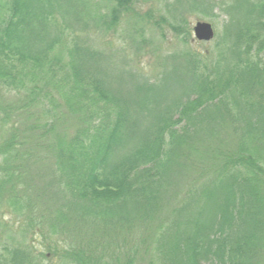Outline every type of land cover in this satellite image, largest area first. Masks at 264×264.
I'll return each instance as SVG.
<instances>
[{
    "label": "trees",
    "instance_id": "trees-1",
    "mask_svg": "<svg viewBox=\"0 0 264 264\" xmlns=\"http://www.w3.org/2000/svg\"><path fill=\"white\" fill-rule=\"evenodd\" d=\"M113 1L121 9L130 3ZM191 1L189 8L213 13L221 5L228 15L223 50L210 62L191 50L181 54L185 79L166 76L180 88L171 104L161 106L159 85L140 84L138 116L97 76L85 81L72 67L58 78L57 0H0V87L32 84L26 106L0 108V211L23 216L0 220L4 233L20 236L0 238V264H42L47 256L35 251L30 236L35 228L42 234L46 220L58 238L70 236L62 248L44 243L58 264H135L130 257L112 263L95 246L114 229L126 236L141 229L137 264H264V0ZM175 30L186 39L182 26ZM42 84L65 89L60 96L69 117L82 126L67 138L56 134L47 146L53 169L43 174L56 173L46 182L55 192L53 202L43 198L47 206L37 222L24 206L29 200L1 191L10 158L23 152L19 125L11 123L37 117L29 107L38 97L53 101ZM22 125L37 134L35 124ZM56 125L42 124L40 133L54 134ZM203 138L213 141L200 151ZM194 155L200 164L187 165ZM168 203L177 204L167 209Z\"/></svg>",
    "mask_w": 264,
    "mask_h": 264
},
{
    "label": "rangeland",
    "instance_id": "rangeland-1",
    "mask_svg": "<svg viewBox=\"0 0 264 264\" xmlns=\"http://www.w3.org/2000/svg\"><path fill=\"white\" fill-rule=\"evenodd\" d=\"M199 1L202 0H196V2ZM206 1L208 0H203V2ZM220 1L214 0L215 3ZM226 1L229 3L231 0ZM57 2L58 11L62 8V12L58 13V16L55 15V19L62 32L61 45L63 43V46H58L57 52H55L56 56L58 52L61 54L60 63L57 62L56 75L58 78L60 75L63 76V72L71 74L72 67L78 70L85 81H89L91 76H97L94 78L102 79L114 91L116 98L128 104L127 109L131 108V112L138 116L142 111L144 112L143 109L139 110L138 102L142 101V94H139L141 91L138 90L140 84L159 85L162 88L160 92L161 106L171 104L178 99L180 88L179 83L172 79L169 80L166 76L179 75L182 76V81L185 79L187 72L183 68L184 65H187L182 60L181 54L191 50L199 53L203 60L210 62L218 57L224 47L221 40L224 35L223 26L228 20V15L222 10L221 5L216 7L213 13H210L201 11V9L189 8L188 2H192L191 0H130L126 9H121L113 0H57ZM112 10H116L115 21H111ZM198 21L207 22L212 26L214 37L210 41H200L194 37L193 27ZM178 26H182L187 35L186 39H184L182 31L175 30ZM50 34L53 35V31ZM225 44L228 46L230 40L226 39ZM69 51L72 53L70 54ZM48 58H52L50 52ZM72 61L73 65H71ZM35 84H37L36 89L41 86L37 81ZM30 86L32 84H25L16 89L8 88L9 90H5L2 88L3 86L0 87V108L3 105H10L13 111H18L22 106H26L29 101L27 93ZM42 86L45 88L43 92H47L53 101L48 105L46 102L39 101L38 97V100L29 107L37 113V117L33 116V119L28 118L23 122L11 123L19 125L18 134L20 138H24L22 141L24 145L21 146L23 152L17 159H13L14 156L10 158L13 169L10 168V178L4 184L5 189L1 191L4 196H13L23 201L29 200L30 204H24V206L27 207V214L33 212L37 222H40L39 217L47 206L43 198L49 199L52 196L53 202V193L55 192L54 186H48L46 182L55 179L56 173L51 176L43 174L45 167L53 169L52 158L48 153L47 146L51 145L52 147V143L57 137L56 134L66 133L65 138H67L82 126L81 123L78 124L75 119L69 117L60 96V92H64L65 89H58L57 93L53 87L43 84ZM40 94L38 93V95ZM40 104L46 108L37 109V107H41ZM60 115L64 119H60ZM49 122L58 124L54 134H41L42 127L39 129V126ZM21 124H23L22 126L35 124L33 130L37 134L34 135L35 133L28 126L26 129L31 131L32 136H30L25 131L26 129L22 130ZM65 126L68 128L67 131H65ZM212 141V139L203 138L199 150L203 151L201 146ZM195 156L197 155L187 158V165L189 162L192 166L200 164L199 159ZM176 204L168 203L167 209L176 207ZM0 220L6 223L13 220L20 221L23 220V216L13 212L12 208L1 209ZM46 223L42 234L35 228L30 239L34 243L35 251L47 256V259L42 260V264H58L57 257L48 252L44 243L49 242L62 248L68 245L70 236L66 241L61 240L48 226L49 221L46 220ZM4 231L5 228L0 227L2 240L9 235L18 233V230L7 233ZM141 235V229L135 230L132 236H126L121 231L114 229L95 246L99 247L104 256L106 255L112 263L124 262L130 257L137 264L138 257L142 256L136 251L139 245L134 243L141 239ZM15 236L19 240L20 236L18 234ZM52 240H56V242L53 243ZM109 240H115L116 243H110ZM130 247H132L131 250ZM98 252L96 250V254Z\"/></svg>",
    "mask_w": 264,
    "mask_h": 264
},
{
    "label": "water",
    "instance_id": "water-1",
    "mask_svg": "<svg viewBox=\"0 0 264 264\" xmlns=\"http://www.w3.org/2000/svg\"><path fill=\"white\" fill-rule=\"evenodd\" d=\"M193 35L197 40L210 41L214 36V31L209 23L198 21L194 24Z\"/></svg>",
    "mask_w": 264,
    "mask_h": 264
}]
</instances>
